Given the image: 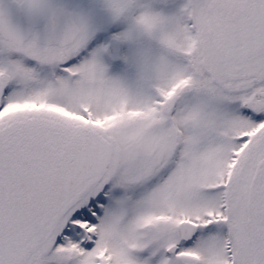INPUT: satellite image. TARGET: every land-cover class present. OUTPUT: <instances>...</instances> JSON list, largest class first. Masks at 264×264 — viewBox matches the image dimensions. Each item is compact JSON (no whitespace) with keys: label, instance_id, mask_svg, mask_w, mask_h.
<instances>
[{"label":"snow or ice","instance_id":"6c2138e0","mask_svg":"<svg viewBox=\"0 0 264 264\" xmlns=\"http://www.w3.org/2000/svg\"><path fill=\"white\" fill-rule=\"evenodd\" d=\"M0 264H264V0H0Z\"/></svg>","mask_w":264,"mask_h":264}]
</instances>
